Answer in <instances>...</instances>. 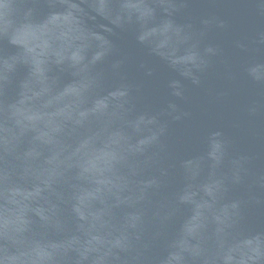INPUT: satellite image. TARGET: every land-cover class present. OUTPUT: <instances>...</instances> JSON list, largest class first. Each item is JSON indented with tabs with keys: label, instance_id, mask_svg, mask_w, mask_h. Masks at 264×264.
I'll use <instances>...</instances> for the list:
<instances>
[{
	"label": "water",
	"instance_id": "water-1",
	"mask_svg": "<svg viewBox=\"0 0 264 264\" xmlns=\"http://www.w3.org/2000/svg\"><path fill=\"white\" fill-rule=\"evenodd\" d=\"M0 264H264V0H0Z\"/></svg>",
	"mask_w": 264,
	"mask_h": 264
}]
</instances>
